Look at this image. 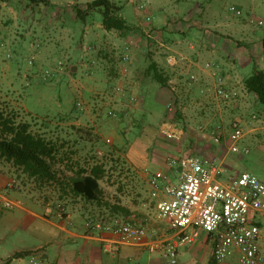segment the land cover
I'll list each match as a JSON object with an SVG mask.
<instances>
[{"label":"rangeland","instance_id":"rangeland-1","mask_svg":"<svg viewBox=\"0 0 264 264\" xmlns=\"http://www.w3.org/2000/svg\"><path fill=\"white\" fill-rule=\"evenodd\" d=\"M94 1L44 0L36 4L0 0V110L12 114L17 122L29 123L34 134L58 147L50 179L30 178L0 160V246L10 252L58 239L57 231L39 219L63 226L68 231L64 230V235L74 232L100 237L87 223L104 224L113 217L136 222L148 217L142 224L156 229L155 201L146 171L166 166L169 158L204 150L208 153L216 143L211 129L205 127L203 132L201 123L192 120L202 103L206 104L205 99L178 96L190 121L177 118L169 104L182 81L173 79L171 88L161 87L149 73L151 61L156 57L164 68L170 56H175L177 63L184 62L183 57L191 52L188 44H195L202 36L197 32L196 39L187 40L178 35L190 22L210 34L220 30L223 35H232L222 27L229 22L258 34L264 32V0H110L129 23L137 17V25L128 33L106 31L100 12H90L85 19L77 16L78 9L86 10ZM143 3L147 4L145 9L140 7ZM232 7L241 15L231 11ZM258 34L254 39L261 37ZM173 37L184 44L178 53L166 47ZM256 48L254 54L262 55V46ZM125 56L129 57L126 65ZM179 66L182 64L178 65L180 72ZM215 99L219 103L209 102L212 106L230 104ZM242 99L246 104L236 114L243 118L245 133L251 131L245 137L251 143L250 153L228 160L241 163L240 170L264 181V113L250 97ZM80 101L83 110L77 107ZM110 111L117 116H110ZM231 120L226 118L224 133ZM168 129L181 135L171 139L164 134ZM226 154L228 150H224ZM97 165L105 170L99 201L75 197L70 191L71 179ZM3 199L18 207L5 208ZM206 246L200 260L212 264V248ZM95 251L98 260L99 246ZM25 259L33 264L30 258ZM226 261L239 264V256L234 252ZM179 262L186 264L188 260L179 257Z\"/></svg>","mask_w":264,"mask_h":264},{"label":"built area","instance_id":"built-area-1","mask_svg":"<svg viewBox=\"0 0 264 264\" xmlns=\"http://www.w3.org/2000/svg\"><path fill=\"white\" fill-rule=\"evenodd\" d=\"M146 5L141 4V9H145ZM231 11L241 15L240 10L234 7ZM123 61L126 65L129 57L125 56ZM207 68L215 70L211 64H207ZM126 72L124 67V75ZM46 76L49 77L50 73L46 72ZM189 81L195 86L198 78L190 75ZM213 81V85L203 92H212L215 98L227 103L239 98V92L229 88L225 78L216 72H213ZM77 107L83 110V103L78 102ZM109 115L117 116L112 111ZM164 134L171 139H178L181 135L169 129ZM245 135L242 124L233 122L228 138L217 134L214 141L217 145L228 141L229 151L243 157L250 153L248 147L241 145ZM174 171L176 182L172 179ZM221 173L222 170L214 162L189 155L171 158L164 169L150 174L148 182L153 197L157 198V218L166 221L176 233L173 239L154 238L147 226L139 225L130 218L113 217L104 224L87 223V227L99 233L103 252L108 258L117 256L123 246L146 245L151 252L162 253L169 264H177L178 249L191 245L201 233H205L214 239L213 259L218 264L234 252L239 256V264H264V227L255 222L256 218L264 215V181L253 173L242 172L223 184L218 179ZM2 202L5 208L16 206L7 199ZM35 261L31 259L32 263L41 264Z\"/></svg>","mask_w":264,"mask_h":264},{"label":"crops","instance_id":"crops-1","mask_svg":"<svg viewBox=\"0 0 264 264\" xmlns=\"http://www.w3.org/2000/svg\"><path fill=\"white\" fill-rule=\"evenodd\" d=\"M189 18L192 19V17ZM124 19L126 20V18ZM136 21L130 20V23L127 21V24L131 28L134 24L137 25ZM222 25V27H224V29L227 28V30H229L232 35H223L220 30H215V34H210L207 30H203L201 26L197 27L195 23L190 22L187 30L183 32L182 35H178L183 38L187 37V40L196 39L195 36L197 32L202 36L201 40H197L195 44H192V42L188 44L187 47L189 48V50H191V52L189 56L183 57L184 62H178V64L176 61V57L170 56L166 59L164 68L161 64H159L161 62L157 60L156 57L151 61V64H157L158 69L162 73L167 75L170 78V81H172L173 79L182 81V83L178 84V86L175 88L178 89L176 91L177 93H175L176 100H178V96H184L185 98L189 97L190 99L193 95H197L198 97H202L205 99L206 104L203 105L202 103V107L196 110L197 114H195V119L193 118L192 120H196V122L201 123L199 127L204 128L202 129L203 132L206 128L211 129V134L214 136V138L217 134H224L228 138V136L232 132L231 123L233 122H239L243 125V118L241 117V115L236 114L239 113L242 106H245L246 104V102L242 99L243 97H250L256 102L257 106L259 105L256 97L245 90L244 81L247 77L252 75L255 67H258L259 69L264 71V52H262V55L254 54V50L257 49L256 46H263L264 32H259L261 34H258L257 32L248 30L246 26L239 25L238 23L234 22L223 23ZM167 26L168 27L165 30H168L170 25ZM257 34L261 37L254 39ZM234 35H238L243 39L237 40ZM198 38L199 37H197V39ZM260 39L261 43L258 42L260 41ZM170 43L171 45L166 46L167 49L176 53H178V49H182V46L184 45H180L179 39H174V37L173 40L171 39ZM151 56L154 57L153 54H151ZM180 63L182 64V66L179 67L182 70L180 69L179 72L178 65H180ZM207 64L213 65L215 67V70H209L207 68ZM253 65V71L252 73H250V71L248 70ZM213 72H216L218 75L224 77L229 88L239 92V98L234 101L233 104L230 103L229 105H227V107L225 105L223 108H221L220 105L216 107L210 104L214 103L213 101H219L210 96L213 95L212 92H203L207 87L213 85ZM190 75H196V77L198 78V82L195 86H192L190 84ZM178 102L181 108L182 116L186 118L185 120L187 122L190 121L189 115L186 114V108H182L183 104L180 100H178ZM229 117L232 118L229 130L227 131V133H224L223 129L225 128L226 118ZM249 133H251V131L245 133V137H247ZM215 145L213 146L214 150H210L208 153L207 150H204L201 151L202 153L200 154L190 155H198L203 157L204 159L214 162L222 170V173L218 176V179L223 184H226L231 178L236 177L240 173L247 172L246 170L239 169L242 166L241 163L236 164L235 162L228 160V157L230 156L236 157V155L232 154L229 151L228 141H225L223 145ZM241 145L250 149L249 145H251V143L249 144V140L244 138ZM224 150H228V154L224 155ZM239 157L237 156L236 158ZM166 166L164 165L155 171L162 170ZM155 171H146V175L148 177L147 182L149 180L150 174ZM176 178V171H174L172 172V179L174 182H176ZM151 197L155 201L154 221L158 223V225L156 229H149L153 233L154 238H162L163 240L173 239L176 233L169 228V225L166 221L159 220L157 218V198L153 197L152 191ZM16 207L18 206L16 205ZM72 217L73 214H71L69 217L71 221H73ZM147 218H143V220L138 219L137 224L145 226L142 223L147 221ZM39 220L47 223L50 227L54 228L58 233V239H48V241L46 242L47 245L45 246H38L33 248L23 246L18 247L11 252L1 245L0 264H29L25 258H30L31 262L32 256H34V258L36 259V263L41 264H169L168 261L163 257L162 253L151 252L146 245L123 246L121 247L117 256L108 258L104 256V252L102 249L103 245L99 237L74 232H69V234L64 235L63 231L65 230V228L63 226L42 219ZM255 222H258L264 227V215L256 218ZM65 231L68 233L67 230ZM161 231L164 233L158 235V233ZM93 232L96 233V231H92V233ZM2 240L3 239L0 238V244H2ZM207 241L209 242V244L206 246ZM97 245L99 246V250L101 252L98 260H96L95 258L97 252L95 250L98 249ZM204 246L212 248V252L210 255L212 257V260H214V239L210 235L201 233L194 243L178 249L177 264H180L179 257L187 258L188 262L186 264H207L203 260H200L202 247L204 248ZM17 253H29V255L13 259V256ZM221 264L229 263L227 261H224Z\"/></svg>","mask_w":264,"mask_h":264},{"label":"trees","instance_id":"trees-1","mask_svg":"<svg viewBox=\"0 0 264 264\" xmlns=\"http://www.w3.org/2000/svg\"><path fill=\"white\" fill-rule=\"evenodd\" d=\"M26 1L42 4L44 0ZM119 9L110 0H96L87 4L86 10L78 9L77 16L85 19V16L90 12H100L102 26L106 31L128 33L131 28L127 21L118 15ZM262 50L264 52V41ZM148 70L152 79L161 87L171 88L170 78L158 69L157 64L152 63ZM244 88L256 97L264 112V71L255 67L253 74L245 79ZM169 105L173 107L175 116L182 118L181 108L175 96ZM57 156L58 147L56 144L34 134L29 123L17 122L12 114L0 110V160L13 164L30 178L41 180L52 177L51 165L56 161ZM104 174L103 166L99 165L94 166L90 171L78 173L71 179V193L88 202L99 201L100 180ZM28 255L29 253H17L13 259ZM212 264L218 263L212 260Z\"/></svg>","mask_w":264,"mask_h":264},{"label":"water","instance_id":"water-1","mask_svg":"<svg viewBox=\"0 0 264 264\" xmlns=\"http://www.w3.org/2000/svg\"><path fill=\"white\" fill-rule=\"evenodd\" d=\"M75 70H76V67L73 68V71H75Z\"/></svg>","mask_w":264,"mask_h":264}]
</instances>
